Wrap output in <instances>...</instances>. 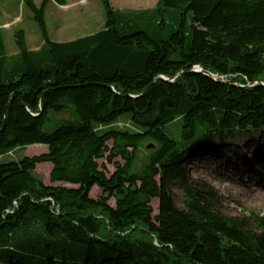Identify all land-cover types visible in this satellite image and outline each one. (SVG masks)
Masks as SVG:
<instances>
[{
	"label": "trees",
	"instance_id": "16d2710c",
	"mask_svg": "<svg viewBox=\"0 0 264 264\" xmlns=\"http://www.w3.org/2000/svg\"><path fill=\"white\" fill-rule=\"evenodd\" d=\"M21 1L42 43L30 50L16 30L10 54L0 11V263L264 264V215L254 228L224 216L218 192L185 169L264 130V0H99L103 28L65 41L49 38L46 9L66 0ZM121 117L134 129L116 127ZM33 144L46 151L1 160ZM42 162L65 184L43 183Z\"/></svg>",
	"mask_w": 264,
	"mask_h": 264
},
{
	"label": "rangeland",
	"instance_id": "374dc122",
	"mask_svg": "<svg viewBox=\"0 0 264 264\" xmlns=\"http://www.w3.org/2000/svg\"><path fill=\"white\" fill-rule=\"evenodd\" d=\"M40 4L41 0H35ZM60 6L53 2L46 9V23L49 38L53 41L71 40L92 34L103 28L105 14L99 0H67ZM116 9H140L153 7L157 0H110ZM2 12L1 25L7 50L10 54L16 52L13 33L23 30L26 45L30 50L37 49L41 42L40 33L33 21L31 11L21 0H0ZM114 125L118 128L134 129L127 117H121ZM177 134L176 123L169 127ZM148 142H144L138 153V165L146 160ZM224 149L212 153L198 154L189 158L185 169L191 182L203 181L212 186L219 194L218 210L226 217L243 223L248 228H254L251 217L264 215V130L254 135L237 132L234 138L225 141ZM46 151L43 144H33L23 149H17L1 157V160L18 159L21 156L38 155ZM115 161H121L115 158ZM100 169L109 176L114 166L105 159L98 160ZM51 164L42 162L35 166L34 173L43 183L60 185L61 182H50ZM100 190L93 186L89 195L96 198ZM172 197L175 205L183 207V192L178 185L172 187ZM111 205L114 201L109 200ZM153 215L157 212V200L151 202ZM14 259L28 264H46L32 262L17 254ZM8 256V255H7ZM47 264L49 262L47 261Z\"/></svg>",
	"mask_w": 264,
	"mask_h": 264
},
{
	"label": "water",
	"instance_id": "95a60500",
	"mask_svg": "<svg viewBox=\"0 0 264 264\" xmlns=\"http://www.w3.org/2000/svg\"><path fill=\"white\" fill-rule=\"evenodd\" d=\"M194 71H200V72H202V73H204V74H206V75H208V76L210 75V76L213 77L212 74H210L209 72H206V71L201 70V68H195Z\"/></svg>",
	"mask_w": 264,
	"mask_h": 264
},
{
	"label": "crops",
	"instance_id": "0c3cea01",
	"mask_svg": "<svg viewBox=\"0 0 264 264\" xmlns=\"http://www.w3.org/2000/svg\"><path fill=\"white\" fill-rule=\"evenodd\" d=\"M67 1V0H66ZM66 4H67V2H66ZM0 11H1V9H0ZM1 15H2V12H1ZM3 23V22H2ZM3 25V24H2ZM15 53V52H14ZM0 264H2V263H0Z\"/></svg>",
	"mask_w": 264,
	"mask_h": 264
}]
</instances>
